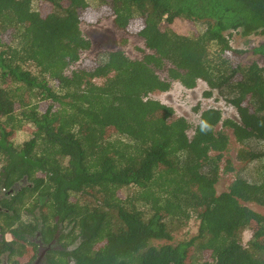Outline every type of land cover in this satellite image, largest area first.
<instances>
[{
    "label": "trees",
    "instance_id": "obj_1",
    "mask_svg": "<svg viewBox=\"0 0 264 264\" xmlns=\"http://www.w3.org/2000/svg\"><path fill=\"white\" fill-rule=\"evenodd\" d=\"M95 7L147 53L131 60L116 49L80 62L90 49L79 28L90 13L86 0H0V149L9 150L5 143L25 124L32 129L3 154L4 169L43 173L53 208L81 237L75 264H196L197 253V264H264V214L245 205L264 207V64L243 62L247 53L264 56V40L246 52L226 35L264 36V0H97ZM176 19L193 34L169 30ZM174 80L186 89L204 82L203 96L216 91L237 122L201 110L189 136L184 118L170 120L172 108L150 98ZM218 126L239 144L253 141L237 159L259 165L219 194L229 139ZM124 187L134 192L122 196ZM192 214L194 237L150 245L172 240Z\"/></svg>",
    "mask_w": 264,
    "mask_h": 264
},
{
    "label": "rangeland",
    "instance_id": "obj_2",
    "mask_svg": "<svg viewBox=\"0 0 264 264\" xmlns=\"http://www.w3.org/2000/svg\"><path fill=\"white\" fill-rule=\"evenodd\" d=\"M90 5V13L87 18L80 23V31L84 39L89 41L90 49L86 52H83L80 57V62L82 60L94 61L99 60L101 56L109 51L120 49L122 50L131 60H138L142 57L144 53H147L146 49L143 46L141 39L117 28L111 18L99 17L95 10L97 0H86ZM193 26L189 22L181 19H176L173 21L168 29L175 31L180 34H193ZM201 24H196L195 29H201ZM229 44L233 49L242 50L248 52L250 48L258 45L264 40L262 35H249L248 37H242L237 32L226 33ZM255 61L257 64L262 66L264 64V56H255L251 53H247L243 56V62ZM27 68H32V65L26 64ZM158 77H165L164 72H158ZM96 81V80H95ZM99 83V81H97ZM207 87L204 82L198 81L196 87L192 89L184 88L178 81L171 82V87L169 91L154 92L150 94V98L158 100L163 104L169 106L173 110V115L170 120H175V118L182 117L189 124L188 135H192L195 126L199 123L200 111L206 110L209 108L217 109L221 112L223 119H231L237 122V116L232 107L228 105V102L222 100L216 91L211 98H205L203 96V91H206ZM226 102V103H225ZM43 108V105H41ZM31 126L25 124L24 127L16 132L12 137V142L14 145L19 146L25 142L26 139L30 137ZM217 130L223 131L228 139L229 144L228 148L221 155V160L219 162V177L218 182L215 186L217 194L225 192L237 175L242 172H251L255 168V165L241 162L237 159V154L241 151H249L251 147L254 146V142L251 141L250 145H242L236 142L232 131L229 128H222L218 126ZM213 155V154H211ZM132 188H122L120 193L122 196L131 195L133 193ZM80 204L84 203V198H79ZM92 202V199L89 200ZM251 210L253 209L256 212L264 214V207L257 205L255 203L245 204ZM198 219L195 214H192L191 217L176 231L172 232V240L170 241H152L150 245L152 246H161L165 244L175 245L178 241L182 239H190L194 237L197 233L198 228ZM248 232L243 231L242 238L244 242L248 240ZM196 260L195 263L202 261V257L199 253L195 254Z\"/></svg>",
    "mask_w": 264,
    "mask_h": 264
},
{
    "label": "flooded vegetation",
    "instance_id": "obj_3",
    "mask_svg": "<svg viewBox=\"0 0 264 264\" xmlns=\"http://www.w3.org/2000/svg\"><path fill=\"white\" fill-rule=\"evenodd\" d=\"M9 145V150L0 149V264H57L59 259L58 264H75L72 252L82 241L71 232L74 223L53 208L41 185L42 172L4 169L8 161L3 154L21 146L11 139Z\"/></svg>",
    "mask_w": 264,
    "mask_h": 264
}]
</instances>
